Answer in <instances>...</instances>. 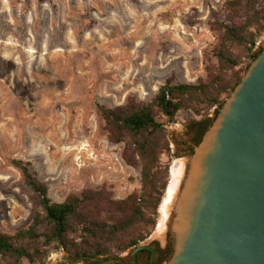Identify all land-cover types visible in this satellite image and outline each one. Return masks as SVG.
Returning a JSON list of instances; mask_svg holds the SVG:
<instances>
[{
    "label": "rangeland",
    "instance_id": "obj_1",
    "mask_svg": "<svg viewBox=\"0 0 264 264\" xmlns=\"http://www.w3.org/2000/svg\"><path fill=\"white\" fill-rule=\"evenodd\" d=\"M233 1L0 0L3 233L15 235L35 217L34 194L15 161L31 165L55 203L89 189L106 188L115 200L141 189L140 171L124 161V144L109 141L100 107L123 106L131 96L149 102L168 80L197 83L207 78L209 69L215 72V25L230 23ZM263 43L264 35L250 55H260ZM232 55L239 66L229 73L244 79L253 64L249 53L237 46ZM217 117L215 109L201 116L183 111L175 124L166 126L171 152L162 161L171 165L163 200L172 165L194 155ZM201 120L207 121L206 131L193 143L192 122ZM160 208L155 229L139 247H165L168 230L159 232ZM136 248L117 257L130 259ZM46 264L91 263L60 251Z\"/></svg>",
    "mask_w": 264,
    "mask_h": 264
},
{
    "label": "trees",
    "instance_id": "obj_2",
    "mask_svg": "<svg viewBox=\"0 0 264 264\" xmlns=\"http://www.w3.org/2000/svg\"><path fill=\"white\" fill-rule=\"evenodd\" d=\"M41 4L48 0H38ZM230 23H216L219 46L215 49L219 68L197 83L168 80L149 102L131 96L125 105L100 107L104 128L114 145L124 144L123 159L138 169L141 189L124 200H115L106 188L70 195L63 203L49 197V188L30 164L15 161L25 186L34 194L33 223L15 235L0 228V264H46L54 253L63 251L70 259L94 260L119 256L138 247L155 229L159 208L168 186L171 163L166 126L175 124L181 112L216 117L243 76L229 71L239 66L233 47H243L251 64L257 41L264 35V0H235L229 5ZM248 68V67H247ZM206 120L194 121L192 125Z\"/></svg>",
    "mask_w": 264,
    "mask_h": 264
},
{
    "label": "water",
    "instance_id": "obj_3",
    "mask_svg": "<svg viewBox=\"0 0 264 264\" xmlns=\"http://www.w3.org/2000/svg\"><path fill=\"white\" fill-rule=\"evenodd\" d=\"M262 46L188 159L166 227L176 245L167 264H264ZM143 249L153 251L140 246L134 258Z\"/></svg>",
    "mask_w": 264,
    "mask_h": 264
},
{
    "label": "flooded vegetation",
    "instance_id": "obj_4",
    "mask_svg": "<svg viewBox=\"0 0 264 264\" xmlns=\"http://www.w3.org/2000/svg\"><path fill=\"white\" fill-rule=\"evenodd\" d=\"M193 130L195 132V138L193 140V143H198L205 131H204V125L203 124H196L192 125ZM167 237H166V244L164 248H161L160 245H156L154 243H151L148 246L150 249H143L139 251L135 258H134V253L137 250V247L131 256L130 259H120L117 256L111 257V258H101L100 260L102 261H95L94 260H85V262L91 263V264H98V262H101L103 264H167L168 261L171 259L172 255V248H173V239L171 237V233L168 231L167 232ZM94 261V262H93Z\"/></svg>",
    "mask_w": 264,
    "mask_h": 264
},
{
    "label": "bare ground",
    "instance_id": "obj_5",
    "mask_svg": "<svg viewBox=\"0 0 264 264\" xmlns=\"http://www.w3.org/2000/svg\"><path fill=\"white\" fill-rule=\"evenodd\" d=\"M187 164L188 160L185 162L176 161L171 167V181L167 190V194L163 200L160 212L161 220L159 223V232L161 231V233L167 229L166 227L172 213V205L181 188V183L186 173ZM182 208L185 211V205Z\"/></svg>",
    "mask_w": 264,
    "mask_h": 264
}]
</instances>
